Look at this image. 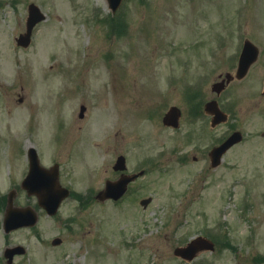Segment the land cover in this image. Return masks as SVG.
I'll list each match as a JSON object with an SVG mask.
<instances>
[{
    "label": "rangeland",
    "instance_id": "374dc122",
    "mask_svg": "<svg viewBox=\"0 0 264 264\" xmlns=\"http://www.w3.org/2000/svg\"><path fill=\"white\" fill-rule=\"evenodd\" d=\"M30 2L46 18L21 48L15 38L25 30ZM97 7L101 13L92 15ZM107 10L106 0H0V194L10 190L9 178L19 183L24 177L21 152L30 146L42 163L60 152V182L81 194L100 190L106 177L116 179L112 164L119 153L156 152L152 158L161 157L168 171L146 173L141 190L119 206L94 199L78 212L67 200L59 218L40 216L35 229L42 244L27 228L5 233L0 202V264H7L4 247L15 243L27 251L14 264H180L174 247L205 230L221 238L223 249L201 252V264H264V0H124L118 28L102 20ZM244 38L258 47V58L220 95L244 139L219 166L211 168L206 154L197 161L191 154L173 158L160 140L166 136L170 143L175 135L163 129L151 132L157 140L151 149L143 139L128 144L137 141L136 131L150 138L147 124L161 127L159 119L142 118L147 110L186 107L181 92L187 81L206 74L198 99L214 97L211 83L233 72ZM80 104L87 108L83 120ZM224 127L210 131L206 123L200 143L208 146ZM146 196L152 200L143 208L139 200ZM22 203L35 206L36 199L18 188L14 204ZM71 215L73 235L62 223ZM55 236L66 242L62 248L51 245ZM130 236L139 240L135 249L122 245Z\"/></svg>",
    "mask_w": 264,
    "mask_h": 264
},
{
    "label": "water",
    "instance_id": "95a60500",
    "mask_svg": "<svg viewBox=\"0 0 264 264\" xmlns=\"http://www.w3.org/2000/svg\"><path fill=\"white\" fill-rule=\"evenodd\" d=\"M112 8H115L121 0H107ZM44 18L37 5L30 3L28 5V17L26 19V32L21 34L18 39V44L27 46L29 44L30 32L34 24ZM257 55V48L249 41H245L243 50L239 58V64L237 69V78L242 77L249 64L255 60ZM83 109V108H82ZM172 110L165 115V122H169L172 118ZM240 139L239 133H234L231 135L223 144H221L216 150L217 152H211L212 165H217L220 161L221 154L234 142ZM34 152V151H30ZM118 163V162H117ZM118 167V165H117ZM113 183L106 184V189L101 193L102 196L99 197H117L120 191L118 183L115 186H111ZM22 187L26 188L28 193L36 194L38 198V203L45 207L49 213H53L62 197L65 196L66 191L59 187L57 182V172L42 169L35 165L34 170H31L28 176L22 183ZM11 193L8 196V204L5 210L3 227L7 232L12 228H16L23 225H33L36 222L37 216L32 208L18 209L13 207L11 204L12 200ZM147 201V200H146ZM58 242V240H53V243ZM209 242L203 237H198L193 239L185 247H179L175 249V253L182 257L191 258L199 250L207 248ZM211 247V244L208 245ZM15 248H6L4 253L9 257L8 262H11V256L15 252Z\"/></svg>",
    "mask_w": 264,
    "mask_h": 264
},
{
    "label": "flooded vegetation",
    "instance_id": "af4514ba",
    "mask_svg": "<svg viewBox=\"0 0 264 264\" xmlns=\"http://www.w3.org/2000/svg\"><path fill=\"white\" fill-rule=\"evenodd\" d=\"M44 79H46V78L44 77ZM47 92H48V94H51V95L55 94L56 96H59V95H57V92L55 93L54 91H51V90H48ZM198 96H199V94L197 93V97H196L197 100H191V101L185 102L184 106H186V107H183V108L180 107L181 115H180V119H179V123H178L177 127L167 126V125H164L162 123V119H163L165 110L157 113L156 108H154V114L150 113L148 110L146 111V114L143 112L144 114H142V118L145 115L144 119H147L148 121H154V120L159 119L161 121L162 125H161V127L159 125H157V121L155 122V124H156L155 126H152L151 123H150V125L147 124V130L149 131V137L150 138H148L147 133H140V132L136 131L137 133H139L137 141L129 142L128 144H133V145H131V147L132 146L136 147L141 142V139H143V140H146L147 142H149L151 144L149 146V148L152 145L155 146L157 143V140L155 141V139L152 137L153 134H151V132L154 131V133H155L156 129H158V130L163 129V131L171 132L172 134L175 135V138L170 143H166L167 139L164 140L165 138H167L166 136L164 137V139L160 140L161 143H164V146L166 148L171 147V148H169L170 149L169 153L172 157H173V152H185L186 153L185 156H189L191 154V158L194 161L199 160L198 156L206 154V152H210L211 148H213L214 145L220 143L228 134H230L233 131V126H231L230 128H226L225 130H221L219 132V134L214 137V139L212 140V142L209 146H206L203 143H200L203 140V136H204V132H205V128H206V123H208V127L210 128L209 129L210 131H212L214 129L216 130V128L219 127L222 123H219L217 125L211 123V116L209 114H207L204 110V105H205L207 100L204 102L200 101L198 99ZM219 96L220 95H218L217 97L219 98ZM45 98H46V96H45ZM59 98H60V96H59ZM218 98H217V100H218ZM56 103H59V102H56ZM218 103H219L220 107L222 108L221 102L219 100H218ZM168 107L169 106H166V109ZM84 116H85V113H83V115L81 116L82 120L84 119ZM166 132H165V134H166ZM125 144H124V146H125ZM128 144H126V145H128ZM163 150H166V149H163ZM163 150L161 149V151H163ZM123 153H119L118 155L123 156L124 168H122L120 170H114L113 169V171L118 172V176H121L124 173L133 174L135 172H138L139 170H143L144 173H146V172L150 173L153 170H157V168L158 169L160 168L164 171L168 170L163 165V163L161 161V157H160V159L159 158L158 159L152 158V156L155 157L156 154L155 155H153V154L156 152H150L143 157H137L136 155H132L131 152H123ZM53 156H55V159L50 160L49 162H51V161L52 162L51 163L48 162L47 164L48 165H53L56 163L61 164V161L59 160V158L61 156L60 152H54ZM117 156H116V158H117ZM24 157H25V161H26V166H28V152H24ZM70 157H72V155H70ZM73 160H74V158H73ZM134 162H138V163L131 165ZM112 166H114V164ZM107 179L108 178H105V180H107ZM139 180H140V177H136L134 179H131L128 183L126 193L119 200H122V202L127 201L130 197L136 195L139 192V190H141V183L139 182ZM72 233H73V231H72ZM63 242H64V239H61V244H63ZM61 244L59 246H61Z\"/></svg>",
    "mask_w": 264,
    "mask_h": 264
}]
</instances>
